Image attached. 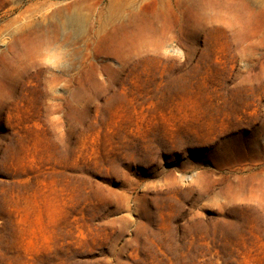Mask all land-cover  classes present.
<instances>
[{
  "label": "rangeland",
  "instance_id": "1",
  "mask_svg": "<svg viewBox=\"0 0 264 264\" xmlns=\"http://www.w3.org/2000/svg\"><path fill=\"white\" fill-rule=\"evenodd\" d=\"M0 264H264V0H0Z\"/></svg>",
  "mask_w": 264,
  "mask_h": 264
},
{
  "label": "bare ground",
  "instance_id": "2",
  "mask_svg": "<svg viewBox=\"0 0 264 264\" xmlns=\"http://www.w3.org/2000/svg\"><path fill=\"white\" fill-rule=\"evenodd\" d=\"M68 24L69 25H74V26H79V18H78V15L75 14V15H72L68 18Z\"/></svg>",
  "mask_w": 264,
  "mask_h": 264
}]
</instances>
